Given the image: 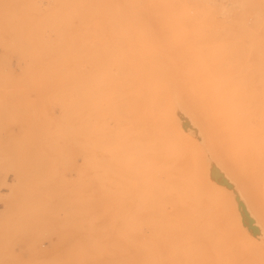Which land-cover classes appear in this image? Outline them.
I'll use <instances>...</instances> for the list:
<instances>
[{"label": "rangeland", "instance_id": "374dc122", "mask_svg": "<svg viewBox=\"0 0 264 264\" xmlns=\"http://www.w3.org/2000/svg\"><path fill=\"white\" fill-rule=\"evenodd\" d=\"M0 264H264V0H0Z\"/></svg>", "mask_w": 264, "mask_h": 264}]
</instances>
